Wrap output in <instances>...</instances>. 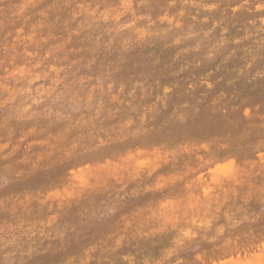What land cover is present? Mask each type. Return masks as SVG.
I'll list each match as a JSON object with an SVG mask.
<instances>
[{
  "label": "rangeland",
  "instance_id": "rangeland-1",
  "mask_svg": "<svg viewBox=\"0 0 264 264\" xmlns=\"http://www.w3.org/2000/svg\"><path fill=\"white\" fill-rule=\"evenodd\" d=\"M0 264H264V0H0Z\"/></svg>",
  "mask_w": 264,
  "mask_h": 264
}]
</instances>
